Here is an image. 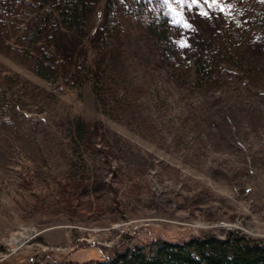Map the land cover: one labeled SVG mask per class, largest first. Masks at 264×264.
<instances>
[{
  "label": "rangeland",
  "instance_id": "obj_1",
  "mask_svg": "<svg viewBox=\"0 0 264 264\" xmlns=\"http://www.w3.org/2000/svg\"><path fill=\"white\" fill-rule=\"evenodd\" d=\"M261 1L180 0L186 22L170 18L187 45L168 59L119 4L107 17L98 104L84 44L55 27L36 35L39 0H0V264H85L233 230L264 241V76L201 88L182 71L233 7ZM102 17L99 7L92 28ZM41 57L73 66L72 87L39 78ZM245 58L264 63L254 50ZM76 119L87 124L83 143L72 138Z\"/></svg>",
  "mask_w": 264,
  "mask_h": 264
},
{
  "label": "trees",
  "instance_id": "obj_2",
  "mask_svg": "<svg viewBox=\"0 0 264 264\" xmlns=\"http://www.w3.org/2000/svg\"><path fill=\"white\" fill-rule=\"evenodd\" d=\"M179 2L177 0L178 9L170 0H102L99 6L92 0H39L35 34H45L48 28L55 27L68 32L84 44L86 54L82 63L87 74L91 75L90 82L97 103L102 104L106 87L100 73L102 65L99 57L102 53L108 54L105 44L110 31L106 23L107 17L121 10L119 4L129 6L130 14L144 22L146 33L159 45L158 54L168 59L187 45L184 40L178 39L170 18L172 16L178 23L186 22L188 15L182 9L184 6L179 7ZM238 5L233 7L235 13L230 16L229 25L216 26L218 33L214 42L210 45H196V53L192 55L190 63L182 58L188 65L182 71L192 70L198 87H211L221 83L227 85L224 77L241 83L246 78L261 81L264 76V63L256 62L252 66L245 58L247 52L252 50L258 56H264V26L258 25L261 20L259 17L264 19V0L260 2V6L257 4L258 8L256 6L250 11L239 9ZM99 7L103 13L102 24L94 29L91 23ZM48 60H43L42 57L36 59V75L43 80L59 83V89L64 88V85L71 88L78 72L73 71V66H57L55 60ZM72 129V138L76 143H83L88 139L85 121L76 119ZM29 264L43 263L34 259ZM85 264H264V241L254 240L236 230L228 231L224 238L208 235L176 241L156 239L149 247L117 249L100 261Z\"/></svg>",
  "mask_w": 264,
  "mask_h": 264
},
{
  "label": "bare ground",
  "instance_id": "obj_3",
  "mask_svg": "<svg viewBox=\"0 0 264 264\" xmlns=\"http://www.w3.org/2000/svg\"><path fill=\"white\" fill-rule=\"evenodd\" d=\"M14 239H15L16 242H20L21 241V236H16Z\"/></svg>",
  "mask_w": 264,
  "mask_h": 264
}]
</instances>
